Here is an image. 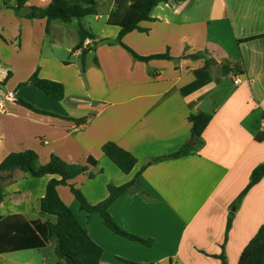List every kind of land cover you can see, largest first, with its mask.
I'll list each match as a JSON object with an SVG mask.
<instances>
[{
    "label": "crops",
    "instance_id": "obj_1",
    "mask_svg": "<svg viewBox=\"0 0 264 264\" xmlns=\"http://www.w3.org/2000/svg\"><path fill=\"white\" fill-rule=\"evenodd\" d=\"M50 1L27 0L16 13V0H0V163L24 150L35 152L41 165L52 155L70 164L92 157L97 165L70 182L92 205L107 197V185H124L140 171L141 191L121 195L109 213L121 229L151 239L152 247L112 234L98 214L80 210L68 186L56 188L102 248L101 264H221L216 256L222 251L226 264H237L264 224V178L233 206L252 170L264 163V140H255L264 132V38L244 41L264 33V2L168 0L152 8V21L140 23L146 32H130L120 44L118 28L106 24L113 0L103 16L96 2L98 14L91 22L87 16L68 23L52 20L48 31L45 19L24 17ZM80 25L95 36L83 43L90 45L83 69L81 49L73 51ZM123 46L140 57L167 54L170 59L139 61ZM69 51L72 59L66 60ZM196 54L201 56L190 58ZM36 70L40 78L63 84L62 100L32 83L21 86ZM206 98L213 102L201 147L164 158L189 140L188 117ZM84 117L82 123L70 120ZM108 142L136 159L129 174L101 151ZM50 179L15 170L0 180V217L54 221L39 209ZM54 248L50 241L41 249L1 254L0 263L56 264Z\"/></svg>",
    "mask_w": 264,
    "mask_h": 264
},
{
    "label": "trees",
    "instance_id": "obj_2",
    "mask_svg": "<svg viewBox=\"0 0 264 264\" xmlns=\"http://www.w3.org/2000/svg\"><path fill=\"white\" fill-rule=\"evenodd\" d=\"M27 0H16L13 10L18 13ZM168 0H113V8L108 14L106 24L118 28L116 42L121 44L122 38L130 32H146V29L140 27L144 21H152L150 11L159 3ZM4 4V3H3ZM97 3L95 0H51L48 7L44 9L31 8L24 17L27 19H45L46 31L48 24L52 20H60L64 23L72 19H81L86 16H96ZM79 42L73 48V51L81 49L80 61L81 67L84 68L85 56L90 45L83 47L85 40H94L95 36L86 31L81 25L79 26ZM264 38V33L244 39L246 42ZM135 59L139 61H149L151 59H170L169 55H151L140 57L131 51L128 47L123 46ZM201 54L191 55L190 58H198ZM96 61V60H95ZM210 61L205 62V67L210 66ZM39 70H36L32 77L22 85L32 83L50 98L60 101L64 98L65 89L63 84L40 78ZM15 102L31 111L50 115L32 104L16 99ZM211 115L203 112L190 114L188 117L191 123L189 140L181 145L177 151L165 156L164 158H178L193 154L203 144L202 133L207 127ZM74 122L82 123L87 120L86 117L81 119H70ZM257 142L264 140V132H259L255 136ZM103 154L123 173L129 174L135 167L137 161L133 155L120 148L112 142L105 143L101 147ZM94 158L88 157L85 164L66 163L57 156H50L47 163L41 165L38 155L31 150L8 154L0 163V180L10 177L15 170H20L34 178L50 176L51 179L46 185L45 194L40 200L39 209L41 214L54 217V221L33 220L27 221L20 215L0 217V255L16 251L41 249L47 246L50 241L55 242V254L57 256L56 264H101L103 250L88 235L87 231L80 225L76 216L62 202L58 193L57 186H68L71 194L79 203V208L85 211L89 216L96 213L101 217L103 226L112 234L124 239L138 242L146 247L154 245L151 239H143L121 229L113 220L109 213V207L121 195L141 191L138 184L140 171L126 184L121 186L107 185V197L97 203L90 204L85 199L82 192L70 183L80 174L87 173L89 166H96ZM89 178L94 175L89 173ZM264 178V163L256 166L249 177V182L244 190L233 203L237 207L245 194ZM0 199L2 195L0 192ZM233 212L229 213L226 224V235L231 226ZM223 248V246H222ZM216 258L220 259L221 264H226L225 256L222 253ZM127 264H137L125 261ZM1 264V263H0ZM237 264H264V224L257 230L256 234L244 247L240 254Z\"/></svg>",
    "mask_w": 264,
    "mask_h": 264
},
{
    "label": "rangeland",
    "instance_id": "obj_3",
    "mask_svg": "<svg viewBox=\"0 0 264 264\" xmlns=\"http://www.w3.org/2000/svg\"><path fill=\"white\" fill-rule=\"evenodd\" d=\"M96 2L99 3L98 8H99L100 16L101 15L103 16L105 14V12L107 11V8H108L111 0H96ZM260 2H264V0H260ZM93 19H94V16H87L85 18V21L88 20V21L91 22V21H93ZM62 44H65V42H63ZM66 58H67L66 60H68V59L71 60L72 59V56L70 55V51L67 53V57ZM80 63H81V61H80ZM24 253H26V252H23V255H25ZM28 253H30V252H28ZM37 257L39 258L40 255H38Z\"/></svg>",
    "mask_w": 264,
    "mask_h": 264
},
{
    "label": "water",
    "instance_id": "obj_4",
    "mask_svg": "<svg viewBox=\"0 0 264 264\" xmlns=\"http://www.w3.org/2000/svg\"><path fill=\"white\" fill-rule=\"evenodd\" d=\"M212 99L206 98L198 107V110L203 113H207L212 106Z\"/></svg>",
    "mask_w": 264,
    "mask_h": 264
},
{
    "label": "built area",
    "instance_id": "obj_5",
    "mask_svg": "<svg viewBox=\"0 0 264 264\" xmlns=\"http://www.w3.org/2000/svg\"><path fill=\"white\" fill-rule=\"evenodd\" d=\"M233 82H234V84H238L240 82V80L238 78H235Z\"/></svg>",
    "mask_w": 264,
    "mask_h": 264
}]
</instances>
